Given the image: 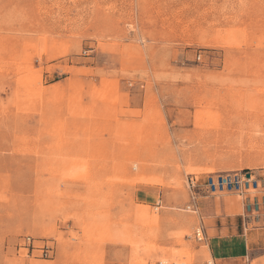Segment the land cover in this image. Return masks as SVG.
<instances>
[{
    "label": "rangeland",
    "instance_id": "1",
    "mask_svg": "<svg viewBox=\"0 0 264 264\" xmlns=\"http://www.w3.org/2000/svg\"><path fill=\"white\" fill-rule=\"evenodd\" d=\"M241 171L264 0H0V264H219L188 183Z\"/></svg>",
    "mask_w": 264,
    "mask_h": 264
},
{
    "label": "crops",
    "instance_id": "2",
    "mask_svg": "<svg viewBox=\"0 0 264 264\" xmlns=\"http://www.w3.org/2000/svg\"><path fill=\"white\" fill-rule=\"evenodd\" d=\"M243 203L244 200L235 195L203 197L197 200L198 213L213 222L212 227H206L204 233L213 260L219 264H239L237 262L245 259L250 251L260 248L261 241L256 239V234H242L235 219L243 213Z\"/></svg>",
    "mask_w": 264,
    "mask_h": 264
},
{
    "label": "built area",
    "instance_id": "3",
    "mask_svg": "<svg viewBox=\"0 0 264 264\" xmlns=\"http://www.w3.org/2000/svg\"><path fill=\"white\" fill-rule=\"evenodd\" d=\"M188 189L190 210L196 208L197 200L201 197L231 194L244 200L242 214L244 222L249 221V218L254 223H257L256 220L264 221V171L209 175L203 180L191 177ZM248 225L249 223L245 226L246 231Z\"/></svg>",
    "mask_w": 264,
    "mask_h": 264
}]
</instances>
